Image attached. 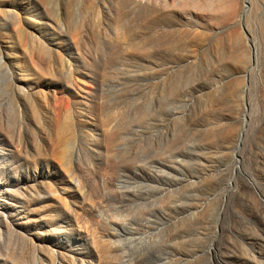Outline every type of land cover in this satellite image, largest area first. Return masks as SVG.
Masks as SVG:
<instances>
[{
  "label": "rangeland",
  "instance_id": "obj_1",
  "mask_svg": "<svg viewBox=\"0 0 264 264\" xmlns=\"http://www.w3.org/2000/svg\"><path fill=\"white\" fill-rule=\"evenodd\" d=\"M0 264H264V0H0Z\"/></svg>",
  "mask_w": 264,
  "mask_h": 264
},
{
  "label": "bare ground",
  "instance_id": "obj_2",
  "mask_svg": "<svg viewBox=\"0 0 264 264\" xmlns=\"http://www.w3.org/2000/svg\"><path fill=\"white\" fill-rule=\"evenodd\" d=\"M224 1H225V0H224ZM233 1H234V0H233ZM246 1H250V0H246ZM232 4H233V3H232ZM224 5H225V4H224ZM235 5H236V4H235ZM235 5H234V6H235ZM221 6H223V4H222ZM230 6H231V5H230ZM234 6H233V7H234ZM218 8H219V6H218ZM234 8H235V7H234ZM219 10H220V9H219ZM221 10H222V9H221ZM233 10H234V9H233ZM232 14H233V13H232Z\"/></svg>",
  "mask_w": 264,
  "mask_h": 264
}]
</instances>
